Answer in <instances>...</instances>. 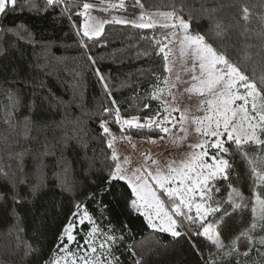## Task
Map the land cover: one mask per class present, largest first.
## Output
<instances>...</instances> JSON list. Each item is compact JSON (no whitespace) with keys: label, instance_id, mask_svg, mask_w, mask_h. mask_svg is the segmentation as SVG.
Returning a JSON list of instances; mask_svg holds the SVG:
<instances>
[{"label":"snow or ice","instance_id":"6c2138e0","mask_svg":"<svg viewBox=\"0 0 264 264\" xmlns=\"http://www.w3.org/2000/svg\"><path fill=\"white\" fill-rule=\"evenodd\" d=\"M178 2L179 6L177 0H169L165 5L170 8L169 11L149 12L142 0H133L132 7L140 9L138 16L134 12H128L127 16H113L111 20L98 22L91 14L94 4L82 0H43L42 7L38 0H0V16L5 19L21 15L25 11L40 15L42 12L47 14L49 10L54 14L53 20L60 23H63L65 13L69 22L74 18L77 20L82 18V22L78 20L74 27L77 30L76 34L80 36L81 46L86 50L89 41H94L102 35L106 23L130 25L135 29L169 30L165 33V39L169 43L178 42L181 56H186L193 67L198 64L199 74L191 76V80L197 83H193L191 88L185 90L201 98L196 111L203 113L201 116L191 113L173 116L172 112L179 111V108L170 107V103L162 98L165 90L158 86L161 76L150 65L143 69L140 75L145 72L153 75L157 86L143 107L147 109L151 101H157L156 107L144 115L129 112L127 118L122 117L118 102L111 98L112 89L109 83L96 66L94 58L89 55L88 59L92 61L95 75L106 99H111V108L105 107L103 112L109 115L115 113V122L121 132L141 133L147 130L149 133L170 134L172 128L179 124L180 132L184 133L183 139H187L189 128L185 125L188 124L194 126L195 133L204 139L189 145L193 149L191 155L179 164H167L164 168H157L155 172L145 168L144 171L152 178L155 188L149 185L143 173L130 174L128 169L117 162L115 152L110 158L105 155L100 167L95 166L93 159L85 171V176H90L94 170L97 177L90 178V183L96 184L98 179L100 186L96 191L82 193V200H76L74 194V210L57 235L51 254L45 257L41 243L42 234L37 232L34 237L37 241L35 245L21 235L24 229L21 227L22 217L19 208L25 203H33L37 193L45 186L41 179L28 185L30 196L20 194L19 187L27 184L24 157L34 153L33 148L24 146L22 142L29 140V133H36L32 139L43 148V152H40L39 148L35 149L34 160L54 154L56 144L49 141L47 136L43 141L39 140L40 134L50 126L32 118L35 102L24 105L19 89H4L7 100L0 101V108L3 109L0 115V185L3 186L0 187V202L11 201L8 215L17 223L12 225L8 234L15 233L16 249L24 253L22 259L35 256V264H122L120 255L124 251H133L134 246L125 245L130 233L127 223L125 222L119 229L112 224L110 205L104 202V196L111 194L113 202L123 198L124 207L129 215L136 213L144 217L149 229L170 235L173 242L186 239L194 254L200 257L198 264H264V237L256 239L258 234H264V67L259 76L256 68L252 67L249 75V65L246 63L250 59L247 50L256 48L257 45L247 43L253 37L248 34L251 30L245 27L241 33L246 40L243 60L233 62L227 56V48L230 45L225 41L226 24L223 13L225 9L237 7L239 0H216L211 8L205 7V0H200L199 9H196L194 4L189 6L187 0ZM110 7L126 10L125 0H120L119 4H111ZM239 7L242 19L247 23L250 20V9L244 4H239ZM257 7L264 9V0H260L258 5H252V8ZM186 10L187 19L184 18ZM201 19L212 22L208 31L214 33L218 46L210 43L206 39V34L190 31L192 22L198 23ZM256 19L261 26L256 31V37L262 42L256 55L260 57L259 63L264 66V12ZM6 37L14 38L9 40V47H15L17 50L21 42L30 44L33 50L38 46L31 30L23 22L12 25L0 24V41H4ZM170 37L175 39L172 40ZM52 43H45L42 54L34 56L35 62L28 63L27 70L20 64L0 66V72L5 74L4 82L9 85L23 83L26 86L31 84L33 88L43 87L44 82L40 79L39 73L52 74L51 71H46L49 66V46ZM156 44L160 45L161 41L157 40ZM170 52L168 44H163L155 53L156 56L163 54L164 72L171 71ZM150 55L145 50L137 53V58ZM41 58L44 63H39ZM21 72H24L23 77L20 76ZM176 79L179 80V76ZM33 81L37 83H32ZM163 82L168 85L169 90L177 87L175 82L170 83L167 77H164ZM32 95L35 97L38 93L34 91ZM176 98L173 96V99ZM44 100H48V97H44ZM24 107L29 114L21 118L18 113ZM68 122L70 121L65 117L60 123ZM76 122L79 123V117ZM169 125H172V128ZM99 129L104 135L110 133L107 123L103 120L99 124ZM83 131L82 127L74 128L73 135L79 137ZM163 138L164 136L160 135V139ZM68 139L65 133L57 143L67 146ZM112 146L113 141L109 139L107 147ZM209 148L214 150L211 154ZM197 149L199 151H196ZM5 153L9 161L17 162L19 176L11 164L3 163ZM236 154L246 161L248 168L246 175L252 177L249 185L251 197L242 194L239 187L241 178L230 163V157ZM205 157L208 158L207 161ZM108 159L112 161L111 164L105 162ZM152 164L155 165L156 161L153 160ZM54 178L57 180V187L72 191L67 181L61 179V173H54ZM233 180L237 182L235 186ZM222 187L230 190L226 197L217 198L215 194L221 192ZM162 197L167 198L169 210H166ZM87 201L94 203L95 213L88 210ZM246 209L249 210V217L239 230L235 233L227 230L228 221L234 218V214L241 215ZM193 210L195 215L192 214ZM85 224L87 228L84 227ZM242 248L244 250H241ZM252 251L257 253L258 260L250 256ZM134 264H142V258L136 259Z\"/></svg>","mask_w":264,"mask_h":264},{"label":"trees","instance_id":"16d2710c","mask_svg":"<svg viewBox=\"0 0 264 264\" xmlns=\"http://www.w3.org/2000/svg\"><path fill=\"white\" fill-rule=\"evenodd\" d=\"M102 1L82 0V2L93 4ZM129 2L132 4L133 0H129ZM142 2L145 3L148 11L170 10V8L165 7L169 0H142ZM215 2L216 0H205V7L211 8ZM38 3L41 7L43 6V0H38ZM187 3L189 6L194 4L196 9L200 8V0H187ZM259 3L260 0H239V4L247 5L250 9V20L247 23L242 19L239 4L235 8L225 9L223 13L226 24L225 41L230 45L227 48V56L233 62L243 60L246 40L241 33L247 27L251 30L248 34L253 37L247 43L257 45L256 48L247 50L250 57L246 61L249 65L248 74L251 75V68L255 67L257 76L260 75L264 66L259 63L260 57L256 55L262 43L256 37V31L261 27L256 17L264 12V9L252 8V5ZM177 6H179L178 0ZM53 15V12L49 10L47 14L42 12L40 15L25 11L21 15L9 16L6 19L0 16V24L2 25L23 22L31 30L34 40L38 42L35 50L30 44L23 42L20 43L19 50H17L15 47H9V40L14 38L6 37L4 41H0V47H2L0 66L20 64L27 70L28 63L35 62L34 56L42 54L45 43L53 42L49 46V66L46 70L51 71L52 74L39 73L40 79L44 82L43 87L33 88L31 84L26 86L23 83L9 85L4 82L5 74L0 72V101L7 100L4 89H19L24 105L35 102V107L31 113L32 118L50 126L48 130L40 134L39 140L43 141L47 136L49 141L56 144V148L53 150L54 154L44 155L34 160L35 149L39 148V151L43 152V148L36 140L32 139L36 133H29V140L22 142L24 146L33 148L34 153L24 157L23 166L27 184L19 187L20 194L30 196L28 185L37 183L41 179L45 186L37 193L33 203H25L23 207L19 208L22 217L21 227L24 229L21 235L35 245L37 241L34 237L37 232L42 234L41 243L45 257L51 254L57 235L74 210V194L76 200H82V193L96 191L100 186L98 179L96 184L90 183V178L97 177L94 170L90 176H85V171L93 159H95V166L100 167L105 155L109 158L112 155L110 148L107 147L110 139L109 134H102L99 124L103 120L111 130L121 132L120 127H115L111 122L114 112L111 115L103 112V108H111V99H106L104 90L95 75L92 61L88 59V56L91 55L94 58L96 66L99 67L105 80L109 83L112 89L111 98L118 102L117 106L122 117L127 118L129 112L144 115L150 113L158 103L151 101L149 108L143 107L157 85L153 75L147 72L143 75L140 73L151 65L155 72L160 74V82L164 80L166 72L163 71V54L156 56L155 53L163 45L165 33L169 31L161 28L135 29L130 25L107 24L101 36L88 42L89 47L86 50L81 46L80 36L76 34L77 30L74 27L78 20L82 22V18H78V20L74 18L72 22H69L65 13L64 21L60 23L53 20ZM184 18L187 19V10ZM211 23L207 19H201L198 23L193 21L190 31L206 34V39L214 46H218L214 33L208 31ZM157 40L161 41L160 45L156 44ZM145 50L151 55L137 58V53ZM21 53L23 54L21 55ZM39 63H44L43 58L39 60ZM20 76L23 77L24 72H21ZM32 83L37 82L33 81ZM34 91L38 93L35 97L32 95ZM44 97H48V100H44ZM2 112L3 109L0 108V115ZM27 114L29 113L26 107L21 108L20 113H18L21 118ZM65 117L70 122L61 124L60 122L65 120ZM77 117H79V123L76 122ZM81 127L84 131L79 137L74 136L73 129ZM65 133L69 137L67 146L63 143H57V140L63 137ZM123 133L133 139L143 140L158 135L149 133L147 130L141 133L135 131ZM17 147L19 148V146ZM105 162L112 163L110 159ZM3 163L5 165L11 164L12 169L19 176L17 162L9 161L6 153ZM230 163L241 178L239 187L242 194L245 197H251L249 185L252 182V177L246 175L248 172L246 161L239 154H236L230 157ZM57 172L61 173V179L67 181V185L72 188V191L57 187V180L54 178V173ZM236 183L233 180L234 186ZM221 185H223L222 181ZM0 187L3 186L0 185ZM229 190L222 187L221 192L215 195L217 198L226 197ZM104 202L110 205L109 212L112 224L119 229L126 222L130 229L125 245L134 246V249L133 251H124L120 255L122 264H134L138 258H142V264H198L200 257L194 254L186 239L173 242L170 235L149 229L144 217L136 213L128 214L124 207L123 198L113 202L111 194H106ZM10 207L11 201L0 202V264H35V256L22 259L24 253L16 249L15 233L8 234L12 225L17 223L8 215ZM86 207L90 212H96L92 201H87ZM248 217V209L241 215L234 214V218L228 221L227 230L233 233L237 232ZM84 227L87 228V224ZM263 235L258 234L256 239H261ZM80 239L82 242V237ZM250 256L256 260L259 259L255 251H252Z\"/></svg>","mask_w":264,"mask_h":264},{"label":"rangeland","instance_id":"374dc122","mask_svg":"<svg viewBox=\"0 0 264 264\" xmlns=\"http://www.w3.org/2000/svg\"><path fill=\"white\" fill-rule=\"evenodd\" d=\"M119 2L120 0H103L99 4L94 5L91 14L98 22L111 20L113 16H127L128 12H134L138 16L140 9L138 7L133 8L129 0H125L126 10L112 9L110 7L111 4H119ZM104 9L108 10L105 11ZM106 25L107 23L104 25V28ZM170 39L174 40L175 38L170 37ZM163 44H168V48L171 49L169 56L171 71L166 72L164 77H167L170 83L175 82L177 87L169 90L168 85L161 81L158 86L165 90L162 98L170 103V107L179 108V111L172 112V115L175 117H179L185 113L197 116L203 115V113L196 111L197 103L201 98L197 94L185 90L191 88L193 83H197L191 80V76L192 74H199L198 64L193 67V64L186 56H181L178 42L169 43L167 39H164ZM177 76H179V80L176 79ZM173 96L177 98L173 99ZM237 103L241 102L237 101ZM111 122L115 127H119L115 122V113L112 116ZM169 127L172 128V125H169ZM179 127V124H177L175 128H172L170 134H158L156 137L146 140L129 138L123 132H116L109 128V137L113 141V146L110 150L112 153L115 152L118 157L117 162H120L124 168L128 169L130 174L132 172H135L137 175L143 173L149 185L155 188L152 178L147 175L144 169L148 168L149 171L155 172L157 168H164L167 164H179L191 155L193 149L189 145L199 143L204 139L195 133L194 126L188 124L185 127L189 128V133L187 139H183L184 133L180 132ZM160 135H163L164 138L160 139ZM196 151L199 150L197 149ZM212 151L214 150L209 148L210 154ZM204 159L207 161L208 158L205 157ZM153 160L156 161L155 165L152 164ZM157 194L159 195L158 189ZM162 199L165 200L166 210H169L166 202L167 198L162 197ZM193 215H195L194 210Z\"/></svg>","mask_w":264,"mask_h":264},{"label":"crops","instance_id":"0c3cea01","mask_svg":"<svg viewBox=\"0 0 264 264\" xmlns=\"http://www.w3.org/2000/svg\"><path fill=\"white\" fill-rule=\"evenodd\" d=\"M97 4H99V3H96V4H94V5H97Z\"/></svg>","mask_w":264,"mask_h":264}]
</instances>
